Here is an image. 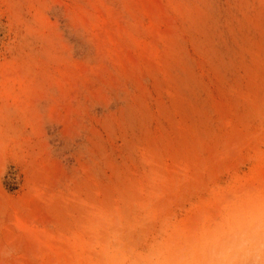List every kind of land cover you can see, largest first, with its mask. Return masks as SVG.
<instances>
[{"label": "rangeland", "instance_id": "obj_1", "mask_svg": "<svg viewBox=\"0 0 264 264\" xmlns=\"http://www.w3.org/2000/svg\"><path fill=\"white\" fill-rule=\"evenodd\" d=\"M237 194L264 0H0V264H178Z\"/></svg>", "mask_w": 264, "mask_h": 264}, {"label": "clouds", "instance_id": "obj_2", "mask_svg": "<svg viewBox=\"0 0 264 264\" xmlns=\"http://www.w3.org/2000/svg\"><path fill=\"white\" fill-rule=\"evenodd\" d=\"M178 264H264V201L237 194L180 250Z\"/></svg>", "mask_w": 264, "mask_h": 264}, {"label": "trees", "instance_id": "obj_3", "mask_svg": "<svg viewBox=\"0 0 264 264\" xmlns=\"http://www.w3.org/2000/svg\"><path fill=\"white\" fill-rule=\"evenodd\" d=\"M8 187H9V188H8L9 190H13V188H11L10 186H8Z\"/></svg>", "mask_w": 264, "mask_h": 264}]
</instances>
